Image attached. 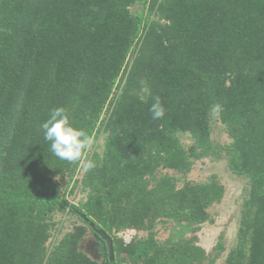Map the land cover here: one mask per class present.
<instances>
[{
    "label": "trees",
    "instance_id": "16d2710c",
    "mask_svg": "<svg viewBox=\"0 0 264 264\" xmlns=\"http://www.w3.org/2000/svg\"><path fill=\"white\" fill-rule=\"evenodd\" d=\"M157 96L166 114L153 121ZM54 107L92 141L78 162L43 137ZM215 121L228 143L213 141ZM208 157L247 182L223 264H264V0H0V264H216L225 244L213 255L197 230L225 186L187 179ZM76 210L110 236L114 259L82 248L100 235ZM68 213L81 223L50 245ZM175 223L192 234L161 239ZM128 230L143 234L122 247Z\"/></svg>",
    "mask_w": 264,
    "mask_h": 264
},
{
    "label": "rangeland",
    "instance_id": "374dc122",
    "mask_svg": "<svg viewBox=\"0 0 264 264\" xmlns=\"http://www.w3.org/2000/svg\"><path fill=\"white\" fill-rule=\"evenodd\" d=\"M212 139L217 144H225L230 141L227 133L225 132L223 126L218 121L213 124ZM183 143L185 145H190L192 143L191 139L187 135L182 136ZM104 134L95 142L92 148H97L99 151L103 150ZM84 166L78 172V177L80 178L84 173ZM172 174H176L173 171H169ZM179 175V174H178ZM216 175L221 183L225 186V195L223 200L219 204H215L211 207L210 213L213 219L212 222H205L197 230V237L199 243L213 255L215 251L214 247L218 244L220 240L225 244V251L218 258L216 264H223L225 257L230 250V248L235 244L236 235L238 231V221L240 215L241 203L243 202L244 195L247 189V182L245 179L234 175L227 167V162L225 159H216L212 157L203 158L197 160L194 164L192 170L188 173L187 179L192 181L203 182L207 181L210 177ZM181 184V183H180ZM68 199L70 202L78 204L85 199V194L80 188L75 190V193L68 194ZM59 221V226L57 231L54 232L53 237L50 239V245L66 233L72 230L74 224L81 223V221L72 213L68 214H58L57 218ZM142 235L143 233H138L134 230H128L125 233L119 235L120 245L128 247L131 245L135 235ZM192 234V228L186 227L183 224L175 223L171 224L168 229H161L159 232V237L165 239L169 236L173 238L190 236ZM97 237L92 230L88 231V235L84 238L82 242V248L90 255L92 258L98 259L101 263L104 262V252L103 248L96 244ZM120 247L121 258L125 257L126 254ZM122 246V247H123ZM125 264V263H120Z\"/></svg>",
    "mask_w": 264,
    "mask_h": 264
},
{
    "label": "clouds",
    "instance_id": "9594fccd",
    "mask_svg": "<svg viewBox=\"0 0 264 264\" xmlns=\"http://www.w3.org/2000/svg\"><path fill=\"white\" fill-rule=\"evenodd\" d=\"M142 89L149 92L147 82L142 80ZM143 100L144 97L141 96ZM153 121L162 120L166 109L159 96L154 97L148 109ZM45 141L50 143V150L58 159L73 163L80 161L85 152L91 147L92 141L88 134L74 125L71 116L64 107H54L49 110L48 117L40 125ZM95 167L91 160L87 161L84 170L88 171Z\"/></svg>",
    "mask_w": 264,
    "mask_h": 264
},
{
    "label": "water",
    "instance_id": "95a60500",
    "mask_svg": "<svg viewBox=\"0 0 264 264\" xmlns=\"http://www.w3.org/2000/svg\"><path fill=\"white\" fill-rule=\"evenodd\" d=\"M77 213H79L80 217L82 219H84L85 221L89 222L91 227L94 229V231L100 235L101 238H103V245H105V243L107 242L108 245H109V248H110V254H111V257L114 258V251H113V244H112V239L110 238V236H108L104 231L98 229L94 222H90V220L88 219V217L83 214L82 212H79L78 210H76Z\"/></svg>",
    "mask_w": 264,
    "mask_h": 264
},
{
    "label": "flooded vegetation",
    "instance_id": "af4514ba",
    "mask_svg": "<svg viewBox=\"0 0 264 264\" xmlns=\"http://www.w3.org/2000/svg\"><path fill=\"white\" fill-rule=\"evenodd\" d=\"M96 235V234H95ZM96 237H97V241H96V244L99 246V247H102L104 250H103V252H104V258H106L107 257V250L109 249V251H110V248H109V245H108V248H107V246H106V244L105 245H103V239H101L99 236H97L96 235ZM112 244H113V241H112ZM111 259H114V258H112L111 257Z\"/></svg>",
    "mask_w": 264,
    "mask_h": 264
}]
</instances>
